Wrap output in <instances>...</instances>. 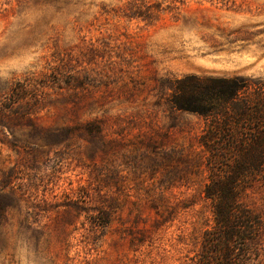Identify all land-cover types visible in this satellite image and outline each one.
Wrapping results in <instances>:
<instances>
[{"label":"rangeland","instance_id":"374dc122","mask_svg":"<svg viewBox=\"0 0 264 264\" xmlns=\"http://www.w3.org/2000/svg\"><path fill=\"white\" fill-rule=\"evenodd\" d=\"M186 78L264 81V0H0V264L207 261Z\"/></svg>","mask_w":264,"mask_h":264},{"label":"trees","instance_id":"16d2710c","mask_svg":"<svg viewBox=\"0 0 264 264\" xmlns=\"http://www.w3.org/2000/svg\"><path fill=\"white\" fill-rule=\"evenodd\" d=\"M170 106L205 122L199 144L211 166L203 193L214 227L203 237L210 257L198 264H211L213 256L218 264H249L261 226L246 192L260 187L264 193V81L186 78Z\"/></svg>","mask_w":264,"mask_h":264}]
</instances>
